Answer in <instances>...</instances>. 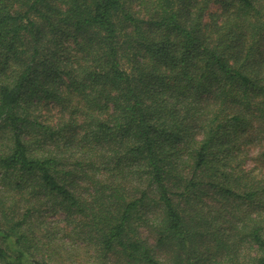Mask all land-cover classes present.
<instances>
[{
  "label": "trees",
  "instance_id": "obj_1",
  "mask_svg": "<svg viewBox=\"0 0 264 264\" xmlns=\"http://www.w3.org/2000/svg\"><path fill=\"white\" fill-rule=\"evenodd\" d=\"M262 41L264 0H0V264H264Z\"/></svg>",
  "mask_w": 264,
  "mask_h": 264
},
{
  "label": "rangeland",
  "instance_id": "obj_2",
  "mask_svg": "<svg viewBox=\"0 0 264 264\" xmlns=\"http://www.w3.org/2000/svg\"><path fill=\"white\" fill-rule=\"evenodd\" d=\"M209 21L208 17L207 19H205L204 22H207ZM261 46V55L264 56V41H262V43L260 44ZM35 105V104H34ZM36 110H35V115L38 114L39 115V119L41 121H45V122H49V121H52L54 120L55 118L58 117L59 115V112H58V109H56L55 107H52V104H48L46 105V103L44 101L41 100V102L36 105ZM37 115V116H38ZM1 133V132H0ZM257 148L258 147H255V145L252 146V148L250 149V151L248 152L249 153V156L247 157H243L241 156V158H244V167L247 169V170H253L254 173L256 174H259L260 177H263L264 178V162H255L253 160V158L256 156V152H257ZM245 150H248V149H245ZM245 150L243 152H245ZM36 219H37V222H35V225H36V232L38 234V237H40L41 233L44 234L45 231H44V228H51L52 224H51V221L52 222H56L57 220H61L63 221L62 219H64L63 215L58 213V214H49L48 212L44 211L42 212L41 214H36ZM49 223V224H48ZM58 228L61 229V227H63L64 225V222H58ZM226 227V224H223V228ZM60 229H57V234H65L64 231L60 230ZM40 232V233H39ZM63 241L65 243H68V244H80L81 242H78L76 240H74L72 237H67V235L64 237ZM81 245V244H80ZM211 247L214 248V242L211 244ZM247 248V251L243 253L245 254H253V250L250 249L249 247H245Z\"/></svg>",
  "mask_w": 264,
  "mask_h": 264
}]
</instances>
